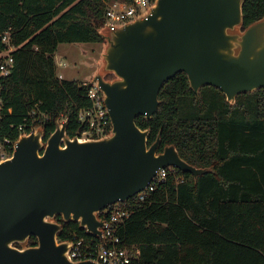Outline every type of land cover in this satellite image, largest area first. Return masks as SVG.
Returning <instances> with one entry per match:
<instances>
[{
    "label": "water",
    "instance_id": "water-1",
    "mask_svg": "<svg viewBox=\"0 0 264 264\" xmlns=\"http://www.w3.org/2000/svg\"><path fill=\"white\" fill-rule=\"evenodd\" d=\"M244 2L156 0L146 15L96 27L103 52L89 83L103 93L111 129L97 138L70 137L65 119L47 137L40 125L19 136L12 156L0 161V264H95L69 258L71 242L58 237L56 215L100 236L98 212L144 189L159 167L195 180L213 171L186 162L174 144L158 152L160 133L148 145L149 128L135 119L151 118L162 84L178 72L195 93L212 85L230 104L264 88V15L242 29Z\"/></svg>",
    "mask_w": 264,
    "mask_h": 264
},
{
    "label": "trees",
    "instance_id": "trees-1",
    "mask_svg": "<svg viewBox=\"0 0 264 264\" xmlns=\"http://www.w3.org/2000/svg\"><path fill=\"white\" fill-rule=\"evenodd\" d=\"M105 0H0V30L12 31L21 45L5 80L4 133L15 128L29 110L44 115L47 137L60 113L72 137L83 127L77 110L89 104L86 86L76 79H59L53 59L59 43L102 42ZM244 29L264 15V0H245ZM159 105L150 119L138 115L136 124L149 128L147 144L160 133L161 151L174 144L180 157L195 167L212 168L195 180L178 169L183 181L169 176L145 202L129 199L134 210L118 229L122 241L137 244L134 264H264V88L239 93L233 104L217 87L195 93L184 72L162 84ZM10 125L13 127L10 128ZM149 200H153L149 203ZM58 237L86 234L77 222H64ZM29 238V245L36 244Z\"/></svg>",
    "mask_w": 264,
    "mask_h": 264
},
{
    "label": "built area",
    "instance_id": "built-area-1",
    "mask_svg": "<svg viewBox=\"0 0 264 264\" xmlns=\"http://www.w3.org/2000/svg\"><path fill=\"white\" fill-rule=\"evenodd\" d=\"M156 0H105L103 13V25L111 29L134 19L137 15H146L147 9ZM21 45L12 42L10 29L0 30V161L10 158L15 150L16 142L20 135L32 131L35 126H42L46 116L40 115L34 118L36 111L29 110L22 123L15 128L17 136L4 133L1 120L6 114L11 113V108H5L4 95L6 93L5 80L11 75L14 64V53ZM53 53V59H54ZM55 67L63 66L61 61L55 62ZM56 76L62 79L61 75ZM86 86L85 97L89 104L79 107L77 110V122L83 127L79 132L81 139L97 138L107 134L111 129V119L103 101V93L97 83L82 82ZM65 112L60 113L57 120H65ZM178 169L174 166L159 167L150 182L144 189L134 196L137 202H145L157 187L164 184L169 176L175 183L183 181V177L177 174ZM128 199V200H129ZM127 200V201H128ZM117 201L101 209L97 217L103 222L100 227V236L82 237L76 233L68 240L71 247L68 252L69 258L74 262L90 261L95 264H134L140 258V249L137 244H128L121 240L118 229L131 217L134 210L126 205V202ZM152 203L153 200H149Z\"/></svg>",
    "mask_w": 264,
    "mask_h": 264
},
{
    "label": "rangeland",
    "instance_id": "rangeland-1",
    "mask_svg": "<svg viewBox=\"0 0 264 264\" xmlns=\"http://www.w3.org/2000/svg\"><path fill=\"white\" fill-rule=\"evenodd\" d=\"M103 52L102 42L96 43H59L55 50V62L62 61L63 66L56 68V74L62 78L89 82L100 65Z\"/></svg>",
    "mask_w": 264,
    "mask_h": 264
},
{
    "label": "flooded vegetation",
    "instance_id": "flooded-vegetation-1",
    "mask_svg": "<svg viewBox=\"0 0 264 264\" xmlns=\"http://www.w3.org/2000/svg\"><path fill=\"white\" fill-rule=\"evenodd\" d=\"M159 149V148H158ZM158 152H160V151H158Z\"/></svg>",
    "mask_w": 264,
    "mask_h": 264
}]
</instances>
